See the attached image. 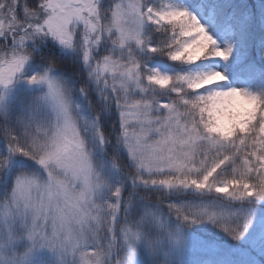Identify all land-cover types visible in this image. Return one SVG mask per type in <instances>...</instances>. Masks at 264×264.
Here are the masks:
<instances>
[{
  "label": "snow or ice",
  "instance_id": "6c2138e0",
  "mask_svg": "<svg viewBox=\"0 0 264 264\" xmlns=\"http://www.w3.org/2000/svg\"><path fill=\"white\" fill-rule=\"evenodd\" d=\"M149 26L167 38L154 41ZM49 38L81 61L78 84L37 55ZM232 50L186 8L157 0H0V181L11 176L0 264L43 248L60 264H176L182 229L205 221L247 241L238 264H264L254 212L224 206L264 202V94L217 83L219 71L151 62L191 65ZM33 62L47 67L30 73ZM22 79L46 91L14 111L6 95ZM189 190L214 199L168 198ZM257 249L259 259L249 255Z\"/></svg>",
  "mask_w": 264,
  "mask_h": 264
},
{
  "label": "rangeland",
  "instance_id": "374dc122",
  "mask_svg": "<svg viewBox=\"0 0 264 264\" xmlns=\"http://www.w3.org/2000/svg\"><path fill=\"white\" fill-rule=\"evenodd\" d=\"M196 16L200 20V22L205 25V27L211 31L215 39L217 40L218 44L221 47H226L229 44L232 45L234 40V29L232 25H228L226 27L218 28L215 24L214 15L209 13L203 6L200 4L198 7L195 8ZM222 29V30H221ZM47 42L54 45L55 48L58 50L68 53L70 55L75 54L74 50L64 49L58 42L51 40L49 38L44 44ZM38 50V48H37ZM36 50V51H37ZM73 58H76L78 63H81L79 58L74 55ZM160 61V60H159ZM153 63V60L151 61ZM159 67L163 68L166 71H179L174 67L163 63H154ZM79 66V65H78ZM224 69L221 65L219 67V72L223 73L225 76H231L235 72H237V68L235 62L230 59L227 61L226 65H224ZM30 73H34L37 71H42L45 66L44 64H34L31 63L29 66ZM56 72L58 68L54 69L51 75L55 78L60 80H68L73 84H78L79 79L76 74H65L60 73L59 77L56 76ZM70 72H76L74 69H71ZM76 76V77H75ZM251 78L244 77L239 74L235 75L232 78V82L234 85H240L241 88H245L247 84H249ZM28 90V91H27ZM26 92V97L30 98L32 95L43 93L46 91V84H30L27 80H19L14 83L10 87L9 92L6 95L7 103L12 106V108H16L17 103L19 101V96L23 92ZM262 92L264 94V87L262 88ZM94 100L97 99L96 97L93 98ZM15 103L13 104V102ZM78 102L82 105L87 104V100L80 96ZM106 127H110V123H106ZM4 143L2 139H0V147H3ZM112 181L114 183L118 182L120 179L119 172L117 170H112ZM11 182V176L5 177L3 181H0V196H3L7 184ZM199 193L193 194L191 191H187L184 193H175L169 196V199H175L177 202L183 200H194V201H204V202H211L214 199L213 194H209L207 196H198ZM148 199L152 200L153 202L159 201L165 198V194L163 193H149L147 194ZM167 203V200H165ZM225 207H228L233 212H239L243 210H252L255 215V223L252 226L251 233L255 235L262 229H264V206L257 205L251 206L247 202H233L231 204H225ZM3 212L0 210V217H2ZM173 222L175 223V217H172ZM123 226V224H122ZM196 228V232L194 229ZM185 240L184 242L177 248H175L176 254V264H231V258L234 257L233 262H239L241 257L245 254V243L248 245L247 241L243 242V244H238L236 241L233 240L231 236H229L223 229L218 227L217 225L205 221L200 224L191 225L182 229ZM188 233H187V232ZM22 264H39L40 260H44L47 264H60V259L57 254H55L52 250L43 248L37 249L36 252L29 257V262L26 263V258L20 257Z\"/></svg>",
  "mask_w": 264,
  "mask_h": 264
},
{
  "label": "trees",
  "instance_id": "16d2710c",
  "mask_svg": "<svg viewBox=\"0 0 264 264\" xmlns=\"http://www.w3.org/2000/svg\"><path fill=\"white\" fill-rule=\"evenodd\" d=\"M199 1L200 0H189V3H187V0H157L158 3L163 2L175 7L186 8L192 14H194V10L192 9L193 5ZM29 3H31V0H29ZM262 5H264V0H206V7L208 9H215V17L220 25L227 23V21L233 24L235 28V41L232 53L228 59H235L238 67L241 69V74L252 77V82L245 86V88L256 92H261L260 87L264 84V7H262ZM153 29L154 26H149L148 30L152 33L154 41L162 42L167 38V33L153 31ZM41 53L45 54L44 58L47 61L54 62L58 65L56 68H58L60 72H56V76L59 77L61 71L65 74L73 75L74 73L78 76L81 63H78L76 58H73L75 54L70 55L62 52L49 42L45 45H40L37 50V55ZM159 60L182 71L214 70L215 66H220L223 62L227 61V59L222 57H213L197 61L195 64L178 66V62L170 61L165 56L156 55L153 59V64L160 62ZM34 64H39V62H34ZM44 65L47 66L46 64ZM71 69H74L76 72H70ZM217 83L235 86L226 78ZM28 99L24 91L21 96H19L17 106L13 110L18 111L27 103ZM14 103L15 101L13 104ZM2 142L4 143L3 140ZM109 151L111 153L113 150L110 149ZM122 155L126 158V153H122ZM199 195L207 196L209 194L199 193ZM255 204L264 206V202L261 201H256ZM119 226L122 227V223ZM192 228L194 232H196V228ZM247 251L248 245L245 243V252ZM249 255H254L257 259L260 257L258 249L255 250L254 253H249ZM22 258H26V263L29 262V257ZM232 259L234 260V257L231 258V264H237V262H233Z\"/></svg>",
  "mask_w": 264,
  "mask_h": 264
}]
</instances>
